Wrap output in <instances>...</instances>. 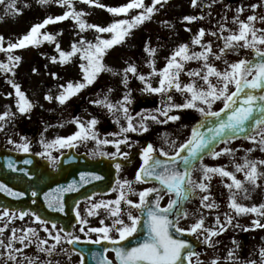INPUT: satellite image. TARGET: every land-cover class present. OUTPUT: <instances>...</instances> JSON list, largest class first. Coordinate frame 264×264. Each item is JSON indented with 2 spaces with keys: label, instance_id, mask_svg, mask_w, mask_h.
Wrapping results in <instances>:
<instances>
[{
  "label": "rangeland",
  "instance_id": "1",
  "mask_svg": "<svg viewBox=\"0 0 264 264\" xmlns=\"http://www.w3.org/2000/svg\"><path fill=\"white\" fill-rule=\"evenodd\" d=\"M77 3V11H83L86 15L82 17L89 24H97L107 26L115 19L128 18L136 15L141 9L130 10L127 16L121 14L106 18H97L99 7L83 3L82 0H72ZM11 0H4L0 3V36L3 41L0 45L7 49L8 44L15 43L20 37L25 35L33 25L42 23L49 16L55 17L63 14L68 10L66 6L55 7L50 3L42 4L38 0H15L16 8L20 11L17 13L8 5ZM100 3V2H99ZM145 5H151L152 0H144ZM256 7L253 8L252 6ZM156 11L150 20L145 21L140 26L132 30L131 35L126 37L121 44L115 45L107 51L104 57V63L113 71H103L98 74L96 80L91 85L82 89L77 95L71 97L66 103L60 104L55 99L62 88L61 85H66L68 82L82 81L83 73L80 68L81 63H87L80 59L79 54L72 57L68 63L59 61V53L55 49V44L58 42L64 51H70L71 45L78 42L80 37L86 40L95 41L98 33L94 29H88L81 32L72 18L63 21L50 23L41 29V33L48 32L56 36L55 42L42 41L38 46L29 45L24 48H18L11 51L0 50V63L8 64L9 55L21 57L19 62H14L15 67L10 72L0 70V114L9 112L10 115L0 121V147H9L18 149L17 145L28 143L32 153L39 155L41 152H48L49 158L55 157L64 147L53 145L51 148L45 149V143H50L58 137H68L75 133L77 125L72 122L73 105H81L82 113L77 119L88 117V119L96 118L103 115L102 124L110 125L112 128L106 134L111 137L112 133H119L121 124L127 126V120L124 119L122 111H105L92 99L96 95H103L110 102L116 104L121 101L126 94L130 95V103L125 106L128 108L132 119H136L138 115H145L147 112L160 108L161 112L167 110L166 105L169 103L168 96L171 95L172 102L183 104L186 100L184 96L190 99V94L181 93L174 88L167 93H151L144 91L145 82L138 79L137 75L128 73L127 85L123 83L124 69L128 65H134L137 68V74H142L148 78V83L153 87L159 86V75H150L152 69L149 67V61L154 59L157 70L164 68L167 59L172 55L173 51L181 44H187L190 52H200L203 49L200 45L192 44L193 37L200 29L205 30V35L202 38V44L211 43L212 52L220 54V49L224 47L223 37L233 33L238 34L239 23L244 21L250 23V26L257 31V35L264 34V0H197V6H193L192 0H166V3L158 5ZM242 9V11H237ZM185 16H195L198 19L194 21H185ZM254 16L255 20L249 22L248 17ZM223 29V30H222ZM212 33H215L213 35ZM59 34V35H57ZM104 38H110V34H99ZM251 39V33H249ZM243 41L238 42L237 46L232 49H226L221 55V59H216L215 55L209 56V63L214 65L218 70L224 71L228 64L247 59L251 48H244L240 45ZM156 49L155 57L149 56L145 51V47ZM264 49V45H259ZM56 56L57 61L54 63L51 57ZM227 62V63H226ZM203 60H190L185 62L184 70L180 75L181 84H187L195 80L197 85L204 86V81L200 77L187 75L192 70H200L201 76L206 69L203 67ZM36 69V71H33ZM53 73L56 75L54 76ZM251 79V76L248 77ZM9 80L19 84L21 91L27 99L32 103L33 107L26 113H20L17 107L19 99ZM213 83H216V78L210 77ZM231 87V86H230ZM97 89V94L93 95ZM107 89V90H106ZM111 90V91H110ZM233 88L230 91H234ZM103 92V93H101ZM11 93V95H9ZM45 96H52L53 99H45ZM148 97V98H146ZM152 98V99H149ZM144 101H141L143 100ZM132 109H129L131 107ZM88 106L95 114H91ZM95 106V107H92ZM223 107L222 101H216L213 104V110H219ZM169 115H177L178 120H168L171 126L167 128L169 122L160 123L162 119L157 120L146 119L145 125L148 131H144L145 138L153 143L154 148L160 154V149L172 155L177 145L185 140V134L189 137L193 126L202 121L201 114L193 108L171 109ZM50 117H56L63 122H49ZM72 121H69V120ZM119 119V123H116ZM144 119V116L142 117ZM76 120V119H75ZM192 122H195L194 124ZM116 124V125H115ZM254 121L249 122L246 126V131L239 133L236 138L231 140L218 139L214 147L217 151L223 148L233 150L231 154H222L220 157L211 160V156L206 153L203 155V163L211 167L222 166L227 171L233 172L237 179L243 182V187L240 190L234 187L230 190L227 185L231 183L228 177H222L219 174H213L209 181L207 192L197 193L187 202V216L184 217L182 224L189 226L195 223L200 217L204 218V227L219 231V235L211 237V246L205 243V234L196 236L202 241L203 245L200 248L201 253L195 258L197 264H212L213 260L217 264H264L260 252L264 249V227H256L254 221H259L264 224V216L257 213H242L237 214L234 209L229 207V197L233 192L236 193L238 203L251 207L264 204V165H257L258 172L262 175L257 177L256 183L245 180L244 172H237L235 164H243L244 159L252 161L264 160V151L260 150V145L246 138L249 135H256L257 141L260 137L257 134L258 129L253 127ZM38 129V131H37ZM37 131V134H36ZM185 131V132H184ZM259 131H264L260 129ZM128 132L122 135L128 137ZM129 139V138H128ZM12 141V142H9ZM77 142V141H76ZM174 142V143H173ZM248 149H254L248 152ZM19 150V149H18ZM42 156V155H39ZM202 176L200 162H196L192 169V178L199 181ZM136 175L131 171H125L121 174V181H132L134 193H139L143 188L141 182L135 181ZM115 192V191H114ZM201 195H208L209 200L215 206L211 209L205 207L201 203ZM113 196V194H111ZM128 199L138 202V194L128 193ZM226 215L232 217L231 224L226 223ZM126 214L120 216L126 223H129ZM217 217L221 224H224V229L220 230V225L216 223ZM3 216H1V219ZM117 217L106 215L104 223H99V227H111L113 220ZM1 222V221H0ZM15 226V225H14ZM103 234V233H102ZM110 236L118 238V233L115 230L109 232ZM243 242V248L240 241ZM231 253V256L229 255Z\"/></svg>",
  "mask_w": 264,
  "mask_h": 264
},
{
  "label": "snow or ice",
  "instance_id": "2",
  "mask_svg": "<svg viewBox=\"0 0 264 264\" xmlns=\"http://www.w3.org/2000/svg\"><path fill=\"white\" fill-rule=\"evenodd\" d=\"M4 0H0L3 3ZM39 3L46 4L50 0H38ZM60 6H66L68 10L64 11L62 15L55 17H47L42 23H38L32 26V28L22 37L18 39L15 43H9L7 49H4L0 45V50L11 51L18 48H24L29 45L38 46L42 41H48L50 43L56 41V36L43 32L41 29L45 28L46 25L50 23H55L59 21L72 18L76 25L79 27L80 31H86L88 29H94L98 35L95 37V41L86 40L84 37H80L78 42H74L71 45L70 51H64L61 49L60 44L56 42L55 49L59 53V61L61 63H68L71 61L72 57L79 54L82 61L87 63H81L80 68L83 73L82 81L68 82L66 85H61V93L55 97L60 104L66 103L71 97L77 95L82 89L94 83L99 73L103 71H113L104 63V57L107 51L113 48L115 45L121 44L125 41L126 37L131 35L132 30L143 24L145 21L150 20L153 14L158 11V5L166 3V0H152L151 5H145L144 0H129L128 3L117 6L109 7L98 0H82L83 3L90 5H95L97 7L106 8V10L113 14L114 16H120L121 14L127 16L132 9H141L136 15H132L130 19L122 18L115 19L113 22L107 26H100L97 24H89L82 17L86 14L83 11H77L72 0H55ZM193 6H197V0H192ZM9 8L15 12L20 10L16 8L15 0H11L8 5ZM253 8L256 6L253 5ZM237 11H242L238 9ZM185 21H194L198 19L195 16H185L183 18ZM264 19V17H261ZM255 20L254 16H249L248 21L251 22ZM240 27L238 34L233 33L229 36L223 37L225 43L224 47L220 49V54H214L212 52L211 43L202 44V38L205 35V30L200 29L199 32L193 37L192 44L200 45L203 49L200 52H190L189 46L187 44L179 45L172 53V55L167 59V63L164 68L157 70L155 67L154 59L149 61V67L152 69L150 75H159V86L153 87L148 83V78L142 74H137V68L134 65H128L124 69V80L123 83L127 85V75L132 73L137 75L138 79L145 82L144 91L151 93H167L173 88L181 93L190 94V99L186 100L183 104H176L172 102L173 98L171 95L168 96L169 103L166 105L167 110L163 111L162 114L166 117L164 121H158L160 123H167L168 120H178L180 119L177 115H169L171 109H181V108H193L197 110L201 116L202 121L198 122L197 125L193 126L191 129L190 137L183 143H181L178 148L174 151L172 155L168 152L160 149V156L167 157V159L161 160L157 158L154 153L155 149L152 144H148L141 152V159L143 163L138 169L135 177L136 182H147L153 180L158 182L159 187L145 188L139 193H134L132 188V181L124 180L117 181L119 186V195L114 201H100L92 205V209L89 210V215L96 214L93 210L103 207L109 211L112 217H117L113 220L111 227H92L89 230L95 233H103L98 239L93 241L94 243H100L101 240H108L112 244H118L120 241H124L127 238L133 236L137 233L138 225L141 223V217L134 215L132 211H128V221L126 223L123 219H120L121 214V202L130 206V208H135L140 210L146 217L144 220V227L146 229L144 239L141 240L135 247L123 248L116 247L113 250L116 253V258L119 264H183V261L188 260V264H191L190 258L194 255L192 251H189V242L185 239L177 238L173 235L172 229H175L178 233H183L188 231L190 233L196 234L197 236L205 234V243L211 246V237L219 235V231L211 228L204 227V218L200 217L193 223L188 229L180 228L179 220L173 221L169 218V214L174 209H180L181 202L187 201L193 197L197 190L200 193L207 192L209 181L213 174H219L222 177H228L231 183L227 187L231 190L233 187L240 190L243 187V182L236 178L233 172L227 171L225 167H211L203 163V154L211 156L213 159L220 157L222 154H231L233 152L230 148H223L217 151L214 147L215 142L220 140H231L237 137L239 133L246 131V126L249 122L254 121L253 127L258 129L257 134L260 139L257 141L256 135L246 136L247 139L257 142L260 145V150L264 151V131H259L264 129V95H254L252 90L262 89L264 90V49H261L259 45H264V34L257 35V31L250 26V23L244 21H238ZM223 30V29H222ZM264 31V30H262ZM110 34V38H104L99 34ZM249 33H251V39H249ZM215 35V33H212ZM59 35V34H57ZM0 41H3V37L0 36ZM243 41L240 45L244 48L254 49L257 57L261 59L259 62H251L247 59H240L237 62L228 64L224 71L218 70L214 65L209 63V56L215 55L216 59H221V55L225 53L226 49L235 48L238 42ZM145 51L148 52L149 56L155 57L156 49L145 47ZM21 57L9 55L8 64L0 63V70L4 72H10L15 67L14 62H19ZM52 62L57 61V57H51ZM190 60H203L204 69L206 71L201 76L200 70H192L187 73L189 76L200 77L206 87L199 86L193 80L187 84H181L180 75L184 70V64ZM227 63V62H226ZM36 71V69H33ZM55 76L56 74L53 73ZM215 77L217 82L213 83L210 77ZM251 76V79L248 77ZM8 83L11 84L12 88L15 90L16 96L19 98L17 100V107L20 113L28 112L32 107V103L27 99L25 94L21 91L19 84L12 80ZM234 85L235 90L230 91V86ZM111 91V90H110ZM11 95V93H9ZM45 99L51 100L52 96H45ZM216 101H222L223 107L219 110H213V104ZM130 95L126 94L121 101L113 104L105 97L103 100H96L94 103L98 105H103L109 112L122 111L124 119L127 120V126H121L119 133H112L113 136H120L128 132H135L138 130L148 131L147 126L143 123V120L138 129L133 125L132 117L129 114L128 108L125 106L130 103ZM159 111V110H158ZM259 113V116H254V113ZM224 113V116L221 114ZM10 115L9 112H4L0 114V121L4 120ZM146 119L157 120V117L150 115ZM77 125V131L68 137H58L56 140L45 143L43 146L45 149L51 148L53 145H59L60 147H75L76 141L88 140L89 138L96 140L97 133L95 131V126L98 121L92 118L87 122V125L81 123L79 119L74 121ZM116 123H119L117 119ZM210 125V126H209ZM207 129V135L201 129ZM12 142V141H9ZM99 144L107 145L113 144L116 147V152L114 153H102L103 155H110L115 158L117 155H122L127 157V153L120 152V145L126 144L128 142V137L125 135L122 139L115 140H97ZM174 143V142H173ZM19 150L27 152L29 150L28 143H22L17 145ZM254 149H248V152ZM186 153V154H185ZM39 155H49L48 152H41ZM182 162L185 166L183 171L177 167V162ZM200 162V167L202 171V176L199 181L192 178V169L195 162ZM264 165V160L252 161L247 158L244 159L243 164H235V169L237 172H244L245 180L250 181L255 184L257 177L262 175L258 172L257 165ZM9 167H12L9 164ZM116 168L119 169L120 165L117 164ZM91 175V174H89ZM94 179H100L99 176H93ZM81 179H85V174H81ZM0 190L6 191L11 195H23L22 193H14L11 189L6 188L4 185H0ZM74 185H68L67 188L59 189L61 192L73 191ZM116 190V189H114ZM167 192L174 196L170 198L166 207L160 206V200L163 198L160 193ZM128 193L138 194L139 202H134L128 199ZM151 193H156V199L154 201H149L148 197ZM35 195V193H33ZM46 199L48 196L46 194ZM57 202L54 204L51 200H48L49 208H53L57 211H63V203L59 197L56 198ZM209 200L208 195H201V203L205 207L211 209L215 205L213 203H205ZM109 205H115L114 208H109ZM229 207L234 209L237 214L242 213H257L260 216H264V204L259 206L253 205L251 207L242 205L236 200V193L233 192L229 197ZM10 213L7 209L4 210L3 216L7 217ZM15 215V213H11ZM25 215H29L27 212H21L20 218L22 219ZM35 217V220L43 225H45L44 231L49 232V236L53 241L50 247H43L48 243L47 240H40L37 237V248L39 251L46 252L49 255L56 249L57 245H60L63 237L60 235L63 229H59L55 235H53L46 225L49 223L47 220H42L36 213H31ZM180 215L187 216V212L180 211ZM77 219L81 225L80 231H84V225L88 223L86 219L80 217L79 212L76 213ZM232 217L226 215V223L231 224ZM104 222L101 221V224ZM216 223L220 225V230L224 229V224H221L219 217H217ZM256 227H264L258 220L253 222ZM52 228H56V224L52 223ZM115 230L118 233V238H113L109 235V232ZM2 231V229H0ZM36 236L35 229L29 228L25 230V234L19 237L21 243H24L29 237ZM69 237L67 240L68 244H72L79 237L72 236L68 233ZM17 239L15 236V230H13V236L9 239L7 247L12 248V241ZM0 245L3 242L0 241ZM27 246V245H25ZM63 251V249H61ZM22 251L21 249H15L13 252H9L8 258L10 260H16V253ZM108 250L105 249V252ZM187 252L185 256L184 253ZM231 256V253L229 254ZM262 261H264V249L260 252ZM29 264H33L31 259H29ZM99 264H113L112 261L108 260L106 256H103ZM212 264H217L216 260L212 261ZM254 264V262H250Z\"/></svg>",
  "mask_w": 264,
  "mask_h": 264
},
{
  "label": "flooded vegetation",
  "instance_id": "3",
  "mask_svg": "<svg viewBox=\"0 0 264 264\" xmlns=\"http://www.w3.org/2000/svg\"><path fill=\"white\" fill-rule=\"evenodd\" d=\"M80 111L79 107L77 106L75 108V113H78ZM108 126H102L99 122L96 124V132L101 133L103 130H105ZM38 130V129H37ZM99 135V134H97ZM115 139H122V137L117 136ZM104 137L97 136V139L95 141L91 140V143L89 140H82L79 141L77 144H75V147H65L62 151H60L55 156V162L54 164L50 162V165L52 168H55L58 162L59 155H61L63 152H66L68 149H74L77 153H85L90 158H96L100 155H103L102 153H114L116 152V147L111 144L103 145L99 144L97 140H104ZM114 139V140H115ZM138 143L140 144H121L120 145V152L127 153V157H124L122 155H117L115 158H113L110 155H105L107 158L112 159V165L116 168V165L119 164L120 168L117 169V176L118 174H122V172L125 171H131L134 175H136L138 169H140L141 164L143 163L141 159V152L142 150L147 147V144L141 140H138ZM109 148V149H108ZM43 157V156H41ZM120 180V178H118ZM126 180V178H125ZM145 188H151L156 187L157 184L155 182H141ZM116 189V190H114ZM115 191V192H114ZM113 194V196H111ZM119 195V186L116 183L113 190L110 191L107 194H98L94 195L91 198L82 201L78 203L76 206V213L77 211L80 214V217L82 219H86L88 223L84 225V231H80V223L77 219V222L73 225L63 222H55L56 228H52V223L49 222L46 227L49 229V231L55 235L56 232L59 229H67L66 232L63 231L60 233V235L63 237L61 240L60 245H57L56 249L52 252L51 255H49L46 252L39 251L37 248V237L40 240H47L48 243L44 245L43 247L48 248L52 244L55 243L49 236V232L44 231L45 225L37 222L35 220V217L31 215V212L29 215H25L22 219L20 218V214L18 212L9 211L10 215L5 217L3 216L4 209H0V241L3 242V245H0V264H29V259L33 262V264H99L100 259L103 256H106L108 260L112 261L113 264H119L116 258V253L113 250L114 248L105 246L103 244H96V245H90L87 247H82L77 244V242H91L94 243L96 239H98L99 236L103 235L102 233L98 234L95 232H91L89 229L92 227H99L100 222L105 220L106 215H110L109 211L104 209L103 207L99 209H94L93 211L96 213L94 215H89V210L92 209V205L95 203H99L100 201H114L117 199ZM163 198L160 200V206L166 207L168 204V201L170 198H173V196L170 194L168 196H162ZM139 202V200H138ZM115 205H109V208H114ZM121 214L120 216H123L124 214L127 215L128 211H132L134 215L138 216V209L130 208V206L126 205L125 203L121 202ZM11 213H15V215H11ZM1 216L3 218L1 219ZM111 216V215H110ZM128 219V216L125 217ZM42 219V218H41ZM184 217L178 218L179 220V227L188 229V227L182 224ZM44 220V219H42ZM15 225V226H14ZM35 229L36 236L29 237V239H26L24 243H21L19 240V237L21 235L25 234L26 229ZM13 230H15V236L17 239L12 241V248L9 249L7 247V244L9 242V239L13 236ZM71 233L72 236L79 237L78 240H75L72 244H68V236L67 234ZM136 234V233H135ZM134 234V235H135ZM113 238H116L113 236ZM108 241V240H101L100 242ZM110 242V241H109ZM27 245V246H25ZM135 244H124L120 245L118 247L123 248H131L135 247ZM15 249H21L19 253H16V260H10L8 258L9 252H13ZM63 249V251L61 250ZM105 249L108 251L105 252ZM201 253L200 249H196L194 252V255L190 258L191 264H197L195 258L197 255ZM188 262V260H186ZM184 263V261H183Z\"/></svg>",
  "mask_w": 264,
  "mask_h": 264
},
{
  "label": "water",
  "instance_id": "4",
  "mask_svg": "<svg viewBox=\"0 0 264 264\" xmlns=\"http://www.w3.org/2000/svg\"><path fill=\"white\" fill-rule=\"evenodd\" d=\"M255 51L251 53V62H259ZM254 95H264V90H252ZM224 116V115H223ZM258 117L259 113H254ZM210 126V125H209ZM207 135V129H203ZM186 154V153H185ZM9 164L12 167H9ZM177 167L183 171L182 162H177ZM81 174H85V179H81ZM91 174V175H89ZM99 176L100 179H94ZM116 180L115 170L104 158L90 160L84 155H76L70 150L60 157L57 170L49 168L47 161L30 153L15 152L9 149H0V185L11 189L14 193L23 195H11L6 191L0 190V207L9 210L24 212L27 209L37 212L39 215H46L53 221L67 219L69 224L73 220L74 207L78 201L88 198L95 193H105L110 190ZM74 185L73 191L61 192L59 189ZM35 193V195H33ZM46 194L48 199H46ZM156 193H151L149 197H155ZM59 197L63 203L64 210L57 211L49 208L48 200L54 204ZM33 200V202H32ZM181 202L180 209H174L169 218L175 221L184 211ZM139 215L144 214L139 210ZM173 235L183 237L191 242L187 235L178 234L172 229Z\"/></svg>",
  "mask_w": 264,
  "mask_h": 264
},
{
  "label": "trees",
  "instance_id": "5",
  "mask_svg": "<svg viewBox=\"0 0 264 264\" xmlns=\"http://www.w3.org/2000/svg\"><path fill=\"white\" fill-rule=\"evenodd\" d=\"M101 1H102V3L104 5L112 4L111 6L117 7V6L121 5V4H124V3L128 2L129 0H101ZM49 3L53 6V8L60 6L58 3L55 2V0H50ZM72 4H73L74 8L77 9V3L76 2L74 3L72 1ZM101 14H104L103 11H101ZM97 17L101 18V16H99V15Z\"/></svg>",
  "mask_w": 264,
  "mask_h": 264
}]
</instances>
